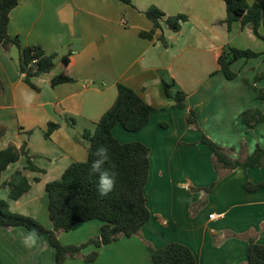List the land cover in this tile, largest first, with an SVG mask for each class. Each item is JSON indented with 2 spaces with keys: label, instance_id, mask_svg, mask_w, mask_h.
I'll return each instance as SVG.
<instances>
[{
  "label": "crops",
  "instance_id": "1",
  "mask_svg": "<svg viewBox=\"0 0 264 264\" xmlns=\"http://www.w3.org/2000/svg\"><path fill=\"white\" fill-rule=\"evenodd\" d=\"M18 1L10 14V36L18 37L24 48L39 45L57 57L55 69L34 80L37 91L24 80L18 48L7 52L0 43V151L27 143L32 162L43 171L26 173L31 189L16 201L10 199L7 183L28 165L27 158L3 173L0 198L9 202L11 211L53 227L46 186L72 164L88 160V144L82 136L95 131L123 84L155 108L142 131L130 133L121 125L113 130L121 143L139 142L151 149L145 193L152 218L139 236L84 249L83 257L98 252L95 262L81 258L66 264H154L148 244L162 248L171 243L189 247L197 264H247L249 240L264 245V162L256 168L216 169L213 152L201 140L207 136L233 150L231 158L240 161L257 146L264 147V123L248 129L240 119L250 109L264 114L258 92L244 83L247 79L254 84L258 70H245L264 58L236 62L232 69L238 76L232 81L216 73V58L226 47L249 49L238 41L239 31L259 38L240 23L228 29L223 0H132V5L119 0ZM248 1L259 3L264 11V0ZM151 6L167 16L187 15L189 20L179 32L162 24L163 31L153 39L143 38L141 33L153 28L145 15ZM258 48L264 53L262 46ZM65 56H69L67 66L62 61ZM244 64V72L238 74L236 66ZM62 74L74 82L53 87L52 79ZM165 84L172 94L187 95L185 109L176 106ZM254 85L264 89V81ZM26 97H32L31 103ZM191 111L197 127L188 122ZM50 123L60 128L47 139ZM248 183L263 188L248 191ZM212 184L214 188L205 191ZM102 227L99 220L79 223L59 239L63 245L79 246L98 237ZM29 232L24 227H0V264H56L47 236H38L34 247L25 246Z\"/></svg>",
  "mask_w": 264,
  "mask_h": 264
},
{
  "label": "trees",
  "instance_id": "2",
  "mask_svg": "<svg viewBox=\"0 0 264 264\" xmlns=\"http://www.w3.org/2000/svg\"><path fill=\"white\" fill-rule=\"evenodd\" d=\"M127 5H132V0H119ZM227 17L225 24L231 30L234 23H240L242 29H248L264 42V11L259 3H250L248 0H223ZM18 0H0V43L5 51L12 47L18 48L19 66L25 76V82L33 89H40L34 84V80L50 74L56 66L54 54H47L39 45L24 48L18 37L12 38L9 34L10 14L18 6ZM145 15L151 21L153 28L150 32H142L143 38L153 39L158 31H163L165 24L171 32H179L183 23L189 20L187 15L179 14L167 16L156 6H151ZM164 41V38H162ZM264 53H258L250 49H237L228 46L216 58L217 72L229 80H235L237 73L232 66L241 60L249 61L258 59ZM63 64H69V56H65ZM264 81V71L255 77L254 84ZM74 80L67 74L56 76L52 79L53 87L64 83H72ZM248 87L258 92V99L264 102V89H258L254 84L246 81ZM169 97L174 98L176 106L186 108L187 95L184 92L171 93V86L165 84ZM155 108L148 105L143 98L126 85H118L117 99L111 108L102 116L96 124L94 132L85 131L82 138L88 144L89 157L84 163H74L58 180L47 184L46 192L49 198V214L53 227H45L37 219L11 211L10 204L0 198V227L11 229L24 227L29 231H35L38 236H47L50 245L56 252V264H66L69 259H84L88 263L95 262L99 254L94 252L83 257L82 251L90 245L97 248L111 245L122 237L132 238L139 236L142 228L151 220L146 197V187L150 176L151 149L139 142L123 144L113 134L117 125L130 133H138L145 129L150 122L151 114ZM241 122L248 129H254L264 123V114L259 109H250L240 116ZM191 126L197 127L196 114L191 111L188 117ZM60 125L50 123L46 138H50ZM29 134H31L29 132ZM201 142L205 144L214 155L215 168L223 167L233 171L239 167H261L264 162V147L257 146L255 151L244 161L231 158L233 150H226L203 136ZM105 145L109 148L111 160L105 167L115 165L116 185L114 190L106 197H101L97 190V177L90 174L91 161L95 158L93 153L97 147ZM25 143L21 148L10 145L0 151V182L3 173L13 164L18 163L22 157H26L28 165L18 169L11 177L7 185L10 187V199L19 200L31 189V184L26 173L43 172L32 162V157ZM218 171V170H217ZM38 180V179H37ZM212 184L205 191L210 192L214 188ZM262 184L248 183V191H258ZM1 189V186H0ZM99 220L103 223L98 237L88 242L77 245H63L59 239L61 233L70 232L75 225ZM154 264H197L193 251L182 244L171 243L162 248H155L148 244ZM247 264H264V245L255 239L249 240Z\"/></svg>",
  "mask_w": 264,
  "mask_h": 264
},
{
  "label": "clouds",
  "instance_id": "3",
  "mask_svg": "<svg viewBox=\"0 0 264 264\" xmlns=\"http://www.w3.org/2000/svg\"><path fill=\"white\" fill-rule=\"evenodd\" d=\"M26 102L31 103L32 97H26ZM94 159L91 161L90 174L97 177L96 190L101 197H106L111 193L116 185V172L114 164L105 167L109 164L111 157L109 155V148L105 145L97 147L93 153ZM38 233L35 231L29 232L23 240L26 247H34L37 244Z\"/></svg>",
  "mask_w": 264,
  "mask_h": 264
},
{
  "label": "rangeland",
  "instance_id": "4",
  "mask_svg": "<svg viewBox=\"0 0 264 264\" xmlns=\"http://www.w3.org/2000/svg\"><path fill=\"white\" fill-rule=\"evenodd\" d=\"M237 32V31H236ZM240 33H239V36H237V38H238V41H243L242 43H244L245 45H246V47H249V49H251V50H253V51H256V52H258V53H261V52H259V51H257V49L259 50V46H262L263 48H264V43L261 41V40H259V39H257L256 40V38L254 39V37L253 36H251V35H248L249 33H248V31H239ZM251 36V37H250ZM256 40V41H255ZM248 45H250V46H248ZM256 49V50H255ZM261 58H264V55L263 56H261ZM260 60V59H259ZM246 62H248V61H246ZM245 62V63H246ZM260 64V65H259ZM259 66H261V68L260 69H258V67ZM243 67L245 68L246 67V65L244 64V66H241V65H239V66H236V69L238 70V74L239 73H241V72H244V70H243ZM258 70V72H257V75L258 74H260L261 72H263L264 71V60L263 61H257L256 62V65H255V67L253 68V69H246L245 70V72L247 73V72H250V73H254V72H256ZM256 75V76H257ZM254 80H255V78H254ZM254 80H253V83H254ZM246 81H248L247 79H244V83L246 84ZM260 84H262L263 83V81H261V82H259ZM246 86H248L247 84H246ZM264 86H262V88H263Z\"/></svg>",
  "mask_w": 264,
  "mask_h": 264
},
{
  "label": "built area",
  "instance_id": "5",
  "mask_svg": "<svg viewBox=\"0 0 264 264\" xmlns=\"http://www.w3.org/2000/svg\"><path fill=\"white\" fill-rule=\"evenodd\" d=\"M210 218H211V219H214V218H215V215L210 216Z\"/></svg>",
  "mask_w": 264,
  "mask_h": 264
}]
</instances>
